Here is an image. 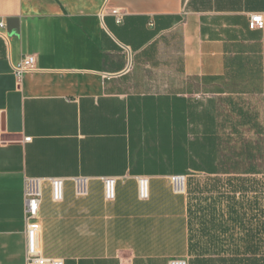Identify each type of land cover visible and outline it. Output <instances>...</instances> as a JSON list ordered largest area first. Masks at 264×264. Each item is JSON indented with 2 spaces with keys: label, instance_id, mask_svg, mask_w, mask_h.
I'll list each match as a JSON object with an SVG mask.
<instances>
[{
  "label": "crops",
  "instance_id": "crops-1",
  "mask_svg": "<svg viewBox=\"0 0 264 264\" xmlns=\"http://www.w3.org/2000/svg\"><path fill=\"white\" fill-rule=\"evenodd\" d=\"M253 14L263 22L250 30ZM1 22L0 264H25V176L44 179V258L194 264L187 193L175 194L169 177L208 174L167 166L166 105L185 98L209 111L241 100L223 78L235 45L259 49L264 78V0H0ZM27 56L33 70L19 79ZM78 176L89 179L84 197ZM108 177L117 180L113 201ZM49 178L65 180L62 201L52 200Z\"/></svg>",
  "mask_w": 264,
  "mask_h": 264
},
{
  "label": "trees",
  "instance_id": "trees-1",
  "mask_svg": "<svg viewBox=\"0 0 264 264\" xmlns=\"http://www.w3.org/2000/svg\"><path fill=\"white\" fill-rule=\"evenodd\" d=\"M260 111L252 110L232 99L221 100L228 112L218 121L213 110L207 111L201 103L190 105L180 98L167 103L166 130L161 134L162 149L167 155V166L175 170L206 173L212 176L210 190L218 192L226 202L218 210L217 203L209 206L211 236L234 234L240 229L245 238L223 243H210L218 261L205 260L204 264H264V105L260 97ZM199 124L192 132L196 142L190 140L189 125ZM246 133L254 139L246 140ZM172 157V158H171ZM222 191V192H221ZM240 200L235 201L236 196ZM222 197V198H221ZM214 262V263H213Z\"/></svg>",
  "mask_w": 264,
  "mask_h": 264
},
{
  "label": "rangeland",
  "instance_id": "rangeland-1",
  "mask_svg": "<svg viewBox=\"0 0 264 264\" xmlns=\"http://www.w3.org/2000/svg\"><path fill=\"white\" fill-rule=\"evenodd\" d=\"M225 66L226 71L223 78L227 81L225 84L226 90L241 97V100H235V102L245 107H251L252 110L260 111V97L261 95L264 97V78L259 49L247 45H235L232 48V54L225 61ZM198 101L201 100L198 99ZM213 112L214 116H217L218 121H221V115H226L228 112L227 104L223 101H215ZM199 124L196 123L194 125L193 132L199 130ZM245 139L248 141L254 139V137L246 133ZM211 179L213 178L210 175L191 174L186 176L189 201L187 218L190 241L188 261L194 264L198 261L204 263L205 260L218 261L220 258L229 257V254H224L227 255L226 257L214 256L216 253L209 246L213 241L219 240L226 243L234 239L239 243L245 238L244 233L240 229H236L234 234L217 235V238L207 234V230L211 229V225H205L204 223H208L211 219L209 206L216 202L217 209L222 210L227 205L224 199H220L218 192L212 191L207 187V185H211ZM239 200L240 196L237 195L235 201L238 202Z\"/></svg>",
  "mask_w": 264,
  "mask_h": 264
},
{
  "label": "built area",
  "instance_id": "built-area-1",
  "mask_svg": "<svg viewBox=\"0 0 264 264\" xmlns=\"http://www.w3.org/2000/svg\"><path fill=\"white\" fill-rule=\"evenodd\" d=\"M120 22V21H118ZM263 22L260 14L251 15L248 27L250 30L257 29ZM5 27L0 23V28ZM35 59L33 56L25 57L15 68V74L20 79L25 73L33 70ZM24 142H30V138L24 139ZM44 179L36 177H24L23 181V217L25 224L26 253L25 264H64L60 259H47L42 256V238L39 224V210L42 198V183ZM51 188L52 200L60 202L63 199L64 179L49 178L46 179ZM172 190L175 194L184 195L187 193L186 176L173 175L169 177ZM89 179L84 176L72 178L75 194L78 197L87 195ZM104 196L107 201L115 199V187L117 180L113 177L103 178ZM138 195L141 200H147L149 197V178L145 176L137 177ZM169 264H188L185 259H174Z\"/></svg>",
  "mask_w": 264,
  "mask_h": 264
}]
</instances>
